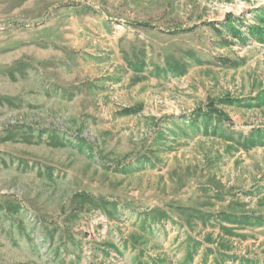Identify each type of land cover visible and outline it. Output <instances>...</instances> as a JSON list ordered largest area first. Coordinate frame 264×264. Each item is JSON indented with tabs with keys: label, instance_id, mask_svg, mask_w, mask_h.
<instances>
[{
	"label": "rangeland",
	"instance_id": "1",
	"mask_svg": "<svg viewBox=\"0 0 264 264\" xmlns=\"http://www.w3.org/2000/svg\"><path fill=\"white\" fill-rule=\"evenodd\" d=\"M262 9L0 0V264H264Z\"/></svg>",
	"mask_w": 264,
	"mask_h": 264
},
{
	"label": "trees",
	"instance_id": "2",
	"mask_svg": "<svg viewBox=\"0 0 264 264\" xmlns=\"http://www.w3.org/2000/svg\"><path fill=\"white\" fill-rule=\"evenodd\" d=\"M256 15V18H258L260 21H263L264 22V9H262V10H260V11H258V12H256L255 13ZM234 26H230L229 28H231L232 30H234V28H233ZM234 33H236L235 31H233ZM251 34L253 35V36H255L258 40H260L261 42H264V25L263 26H261V27H252L251 28ZM216 116H217V118L218 117H220V115L218 114H216ZM221 118V117H220ZM238 219V217H237V215H233L232 217H231V221H235V220H237ZM190 254V253H189Z\"/></svg>",
	"mask_w": 264,
	"mask_h": 264
}]
</instances>
